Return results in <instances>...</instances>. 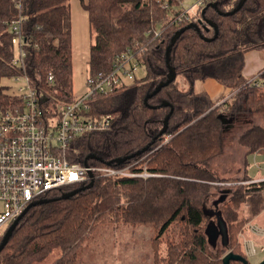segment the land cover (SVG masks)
<instances>
[{"label":"trees","instance_id":"obj_1","mask_svg":"<svg viewBox=\"0 0 264 264\" xmlns=\"http://www.w3.org/2000/svg\"><path fill=\"white\" fill-rule=\"evenodd\" d=\"M181 1L169 0V8ZM212 1L216 8L208 5ZM237 2L206 0L190 18L173 23L183 7L161 8L157 0H81L91 40L87 75L109 71L115 57L130 46L136 51L142 48L137 58L144 75L112 92L91 95L90 112L110 114L111 122L103 130L74 137L69 158L82 163L93 153L101 160L88 158L87 162L102 165L141 149L162 127L170 108L157 105L166 100L172 106L166 132L146 151L121 163L138 161L132 170L139 172L145 161L147 170L157 175L95 178L92 186L66 198L60 197L63 192L83 184L46 192L41 198L49 200L30 206L19 219L0 250V264L39 263L55 249L60 253L49 264H79L83 241L101 225L153 229L151 250L144 255L151 264H222L225 250L246 257L236 233L264 210V179L254 180L245 170L242 177L220 178L202 164L222 152L225 124L251 118L264 102V68L257 84L246 83L242 72L246 51L264 54V0H245L231 14L218 12L231 10ZM202 16L216 23L217 35L205 40L202 36L212 37L214 29L200 22V30L185 29L169 53L170 66L176 77L183 76L187 87L181 89L175 77L145 104L146 93L166 79L165 50L171 36ZM18 17L22 56L13 62L11 26ZM19 73L26 74L41 93L45 108L76 98L69 0H0V81ZM207 78L235 92L214 105L206 91L194 87ZM18 102L21 97L0 83V108L10 109ZM164 136L170 138L162 143ZM237 140L245 155L264 154V125L249 124ZM219 222L225 224L224 240L218 233ZM210 224L216 230L213 235ZM229 264L243 263L230 260Z\"/></svg>","mask_w":264,"mask_h":264},{"label":"built area","instance_id":"obj_2","mask_svg":"<svg viewBox=\"0 0 264 264\" xmlns=\"http://www.w3.org/2000/svg\"><path fill=\"white\" fill-rule=\"evenodd\" d=\"M206 0H197V7ZM161 8H169V0H157ZM196 11L184 9L173 17V23L188 19ZM192 13V14H191ZM171 22V23H172ZM15 55L13 62L22 56V36L20 17L12 22ZM158 33V32H157ZM156 33V34H157ZM137 44H134V46ZM133 46L119 53L106 73L98 72L87 75L85 90L71 101L56 102L44 107L41 93L32 86L24 73L14 75V80L24 82L19 86L21 102L14 103L10 109L0 108V233L26 206L46 192L71 186L85 184L91 179L113 176H137L146 178L156 175L148 170H132L136 161L121 164H84L70 160L68 149L74 137L89 131L103 130L111 122L110 114H93L90 108L92 94H105L116 88L127 86L138 79L141 65ZM248 78L246 83L259 82L257 77ZM53 75H46V82L52 83ZM76 150L72 151V154ZM251 232L264 236V227L249 223ZM245 254L253 255L263 251L262 245L256 246L251 239H244Z\"/></svg>","mask_w":264,"mask_h":264},{"label":"rangeland","instance_id":"obj_3","mask_svg":"<svg viewBox=\"0 0 264 264\" xmlns=\"http://www.w3.org/2000/svg\"><path fill=\"white\" fill-rule=\"evenodd\" d=\"M196 2L197 0L181 1L178 6H172L171 9H169L173 10L174 8L179 9L183 7L184 9H188L189 12H193L197 6ZM69 3L71 10L73 62L72 88L73 94L75 96H80L85 90V79L88 68V49L91 40L88 33L87 19L83 17L85 10L81 4V0H69ZM155 35H159V33ZM16 50L17 49L14 48V55ZM143 75L144 70L141 68L138 78H141ZM175 81L178 82L181 89L187 87L188 83L183 76L178 75ZM0 83L7 86V90H12L16 95H19V86L24 84L22 79L14 80L13 78H3ZM199 86H201V82H196V89H200ZM239 121L240 122L237 121L234 123L230 121L225 124L222 152L202 162L205 167L209 168L220 178L242 177L245 173L244 170L249 173L251 177L264 174V154L245 155L246 149L241 146L237 140L242 129L246 128L249 124L256 123L264 125V102L256 108L251 118L247 117ZM169 138V136H164L162 143L166 142ZM137 162L138 161H136V163ZM136 163L134 167L139 165V163ZM144 169L147 170L145 161L142 162L140 171ZM217 200L218 199L214 201ZM213 206L212 204H207V207L213 208ZM260 213L261 214H258L253 219L247 221L242 226L241 230H239L240 232L236 233V240L241 243L240 245H242L244 252V239H251L256 246L262 245L264 247V236L257 235L248 228L249 223L264 227V210ZM6 228L7 227H5V229ZM153 234V229L148 226L132 227L130 225H119L115 227L113 225H101L83 241L79 253V264H151V258L145 259L144 255L151 250L150 242ZM218 242H220V238ZM228 251L229 250H225L224 252L227 253ZM59 253L60 250L55 249L45 260L32 264H49ZM224 254H222V256ZM246 257L251 264H256L264 257V249L253 255L246 254Z\"/></svg>","mask_w":264,"mask_h":264},{"label":"water","instance_id":"obj_4","mask_svg":"<svg viewBox=\"0 0 264 264\" xmlns=\"http://www.w3.org/2000/svg\"><path fill=\"white\" fill-rule=\"evenodd\" d=\"M245 0H238L236 6H234L231 10H228V11H221V10H218L219 13H223V14H231L233 12H235L236 10H238L243 2ZM208 5L216 8L217 7V4L216 2L212 1L210 3H208ZM206 6H204L202 9H201V14L203 15L204 13V10H205ZM200 22H205L206 24H208L209 26H212L213 29H214V34L212 37H206V36H202L205 40H211L213 39V37H215L217 35V32H218V28H217V25L215 22L209 20V19H206L204 16L201 17V19L198 20V22L196 21H191L187 24H185L184 26L178 28L177 30H175V32L173 33V35L171 36L170 38V42L169 44L166 46V50H165V61L167 63V66H168V72L166 74V79L165 80H162V81H159L158 84L153 88V90L151 92H148L146 93V95L144 96V103L147 104V99L154 95L156 92H158L163 86H166L167 84H169L171 81H173L176 77V72L174 70V68L172 66H170L169 64V53H170V49H171V46L172 44L175 42V40L178 38V36L187 28H190V27H193L195 28V30H200V27H199V23ZM157 106H169V111L168 113L164 116L163 120H162V127L159 129V131L157 132V134H155V136L151 139V141L146 144L145 146H143L141 149H138L136 150L135 152L131 153V154H128V155H124V156H120V157H116L114 159H111L109 161H106V164H112V163H116V164H121L123 162H125L126 160L130 159V158H133L135 157L136 155H139L141 154L142 152L146 151L149 146H150V143H152L156 138L160 137L162 134H164L166 132V128H167V123H168V118H169V115L172 111V106L170 105V103L166 100H162ZM152 107H155V106H152ZM88 158H94V159H97V160H101V158L99 156H97L96 154H88L84 160V164L87 163V159ZM94 183V179H91L87 184H83L81 186H78L74 189H71L69 191H66V192H63L61 194L60 197H63V198H66V197H69L73 194H75L76 192H78L79 190H82V189H85V188H88L90 186H92ZM54 199V198H53ZM49 199L47 198H39L37 200H34L32 202H30L26 208L22 211V213L20 215H18L8 226L7 228L5 229L3 235H2V238L0 240V250L4 247V245L7 243L14 227L16 226V224L18 223L19 219L21 218V216L27 211V209L32 206V205H35V204H38V203H42V202H45ZM218 225L220 226V231H218V233L221 234V236L223 237V240H224V237H225V234L226 232L224 231L225 229V224L223 222H219ZM208 229L211 233V235L214 234V231L215 230V227L213 226V224H210V226H208ZM207 229V231H208ZM217 233V234H218ZM216 236V235H215ZM230 260H239L241 261L243 264H251L249 261H248V258L241 255V254H238V253H235L231 250H229L227 253H225L223 256H222V264H229ZM256 264H264V257L259 261L257 262Z\"/></svg>","mask_w":264,"mask_h":264},{"label":"crops","instance_id":"obj_5","mask_svg":"<svg viewBox=\"0 0 264 264\" xmlns=\"http://www.w3.org/2000/svg\"><path fill=\"white\" fill-rule=\"evenodd\" d=\"M182 1L185 2V0H182ZM83 17L87 19L86 21L88 23V16H87L86 11H85V14H83ZM88 33H89V28H88ZM244 61L245 63H244L242 72L244 76L247 78L254 77L258 72H260V70L264 68V54H262L261 52L257 50L246 51L244 54ZM197 82H201V86H199V88L206 91L210 99L215 103L214 105H217L223 102L224 100L229 99L231 95L235 92V90L232 91L230 88L223 86L221 83H219L213 78H207L203 81H197ZM200 89H196V90H200ZM256 154L258 153H255L253 155H256ZM248 175L251 176L249 173ZM253 178L254 180L264 179V174L261 176H255Z\"/></svg>","mask_w":264,"mask_h":264}]
</instances>
